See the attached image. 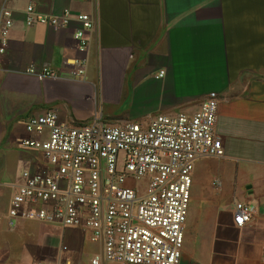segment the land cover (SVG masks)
I'll list each match as a JSON object with an SVG mask.
<instances>
[{
	"label": "crops",
	"instance_id": "crops-1",
	"mask_svg": "<svg viewBox=\"0 0 264 264\" xmlns=\"http://www.w3.org/2000/svg\"><path fill=\"white\" fill-rule=\"evenodd\" d=\"M72 20L58 30L26 25V8ZM13 16L0 55V214L23 171L47 166L37 150H20L25 121L54 110L80 125L147 123L156 114H194L218 94L215 133L222 158L196 160L180 264H264V0H0ZM78 14L96 18L86 50L75 46ZM86 60L83 78L71 62ZM43 66L56 74L41 79ZM165 71L162 78L159 72ZM218 178L221 188L213 181ZM237 203L254 207L234 224ZM65 248V249H63ZM81 228L0 221V264H120Z\"/></svg>",
	"mask_w": 264,
	"mask_h": 264
},
{
	"label": "built area",
	"instance_id": "built-area-1",
	"mask_svg": "<svg viewBox=\"0 0 264 264\" xmlns=\"http://www.w3.org/2000/svg\"><path fill=\"white\" fill-rule=\"evenodd\" d=\"M6 2L12 0H5ZM80 28L75 46L86 50L87 32L96 18L78 14ZM72 20L69 10L47 16L26 8V25H48L55 30ZM13 26L11 10L0 9V55L8 48ZM71 78H83L86 60L71 63ZM55 78L47 66L35 74ZM164 70L159 72L162 78ZM219 97L210 92L194 114H156L147 123L104 124L99 116L80 125L59 121L54 110L30 116L20 150L40 151L47 166L37 172L23 171L11 197L5 219L81 228L103 244L102 258L120 264H180L191 199L192 172L196 160L222 158L224 149L215 133ZM142 179L144 186L131 184ZM216 188L222 182L213 181ZM254 207L237 203L234 224L240 228L252 220ZM65 249V248H63ZM100 257L92 260L99 264ZM32 264H42L33 262Z\"/></svg>",
	"mask_w": 264,
	"mask_h": 264
},
{
	"label": "rangeland",
	"instance_id": "rangeland-1",
	"mask_svg": "<svg viewBox=\"0 0 264 264\" xmlns=\"http://www.w3.org/2000/svg\"><path fill=\"white\" fill-rule=\"evenodd\" d=\"M136 189H141L144 186V181L142 179L136 180L131 184Z\"/></svg>",
	"mask_w": 264,
	"mask_h": 264
}]
</instances>
